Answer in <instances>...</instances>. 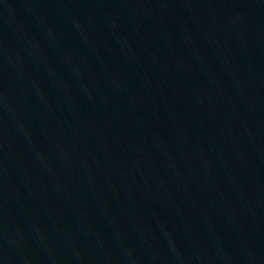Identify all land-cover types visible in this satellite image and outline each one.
Returning <instances> with one entry per match:
<instances>
[{
  "label": "water",
  "instance_id": "1",
  "mask_svg": "<svg viewBox=\"0 0 264 264\" xmlns=\"http://www.w3.org/2000/svg\"><path fill=\"white\" fill-rule=\"evenodd\" d=\"M0 264H264V0H0Z\"/></svg>",
  "mask_w": 264,
  "mask_h": 264
}]
</instances>
